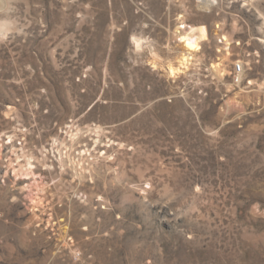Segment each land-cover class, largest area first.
Returning <instances> with one entry per match:
<instances>
[{"label":"rangeland","instance_id":"obj_1","mask_svg":"<svg viewBox=\"0 0 264 264\" xmlns=\"http://www.w3.org/2000/svg\"><path fill=\"white\" fill-rule=\"evenodd\" d=\"M213 2L0 0V264H264V0Z\"/></svg>","mask_w":264,"mask_h":264},{"label":"bare ground","instance_id":"obj_2","mask_svg":"<svg viewBox=\"0 0 264 264\" xmlns=\"http://www.w3.org/2000/svg\"><path fill=\"white\" fill-rule=\"evenodd\" d=\"M213 3V0H201L202 7L211 6ZM205 39H207V31L203 25L192 29L189 34L181 36V40L184 42V46L186 47L187 51H195L198 49L200 42ZM133 42L135 43L136 50L142 49V41L134 38ZM175 71H177L175 68L169 69V72L172 75L175 73Z\"/></svg>","mask_w":264,"mask_h":264},{"label":"built area","instance_id":"obj_3","mask_svg":"<svg viewBox=\"0 0 264 264\" xmlns=\"http://www.w3.org/2000/svg\"><path fill=\"white\" fill-rule=\"evenodd\" d=\"M243 64L242 62L238 61L236 62L234 65H233V74L236 76V77H239L242 75L243 73Z\"/></svg>","mask_w":264,"mask_h":264},{"label":"water","instance_id":"obj_4","mask_svg":"<svg viewBox=\"0 0 264 264\" xmlns=\"http://www.w3.org/2000/svg\"><path fill=\"white\" fill-rule=\"evenodd\" d=\"M167 72H168V70H167Z\"/></svg>","mask_w":264,"mask_h":264}]
</instances>
